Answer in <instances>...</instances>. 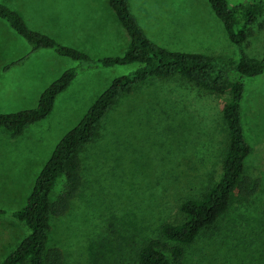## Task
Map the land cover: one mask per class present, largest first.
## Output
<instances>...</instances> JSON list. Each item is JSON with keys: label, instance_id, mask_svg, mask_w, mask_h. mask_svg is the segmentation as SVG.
I'll return each instance as SVG.
<instances>
[{"label": "rangeland", "instance_id": "374dc122", "mask_svg": "<svg viewBox=\"0 0 264 264\" xmlns=\"http://www.w3.org/2000/svg\"><path fill=\"white\" fill-rule=\"evenodd\" d=\"M109 0H3L27 25L60 43L99 58L120 55L129 38ZM262 11L245 41L253 57L264 54ZM150 40L173 51L235 57L207 0H129ZM29 46L0 22V113L36 106L40 93L75 63ZM135 65L81 72L61 93L51 114L17 139L0 129V208L21 207L59 140L83 117L116 77ZM242 121L252 152L244 175L253 193L235 191L227 213L184 250L182 264H264V77L246 79ZM225 96L204 94L179 80H150L124 96L80 155L82 184L68 212L51 219L49 245L64 264H136L137 252L163 223L181 224L180 203L219 180L227 127ZM61 189L56 184L53 196ZM28 234L10 216L0 218V261Z\"/></svg>", "mask_w": 264, "mask_h": 264}, {"label": "trees", "instance_id": "16d2710c", "mask_svg": "<svg viewBox=\"0 0 264 264\" xmlns=\"http://www.w3.org/2000/svg\"><path fill=\"white\" fill-rule=\"evenodd\" d=\"M207 2L235 46V57L161 47L148 38L131 12L129 0H109V6L129 42L120 55L96 58L31 29L19 11L0 0V21L5 22L29 46L28 53L4 66L3 72L21 65L31 54L43 50L75 63L40 93L35 107L0 113V129L12 140L34 124L44 121L51 114L57 97L70 87L81 72L136 66L127 74L113 79L79 122L59 140L38 173L24 204L10 212L0 208V218L10 216L28 230L27 236L0 264H64L61 250L49 245L50 222L68 212L80 190L82 150L97 138L103 120L118 102L150 80L179 79L204 94L225 96L221 115L227 127V139L220 161L219 180L180 203L179 211L185 217L184 222L163 223L159 234L147 240L138 250L136 264H182L185 248L191 246L202 232L214 229L227 213L232 194L236 191L239 196L247 197L253 193L244 175L245 162L252 147L243 128L242 102L244 81L264 77V54L253 57L245 47L251 26L261 13L262 6L246 1L235 5H230L229 0ZM58 181H61V189L53 196Z\"/></svg>", "mask_w": 264, "mask_h": 264}, {"label": "crops", "instance_id": "0c3cea01", "mask_svg": "<svg viewBox=\"0 0 264 264\" xmlns=\"http://www.w3.org/2000/svg\"><path fill=\"white\" fill-rule=\"evenodd\" d=\"M1 22V21H0ZM3 23V22H2Z\"/></svg>", "mask_w": 264, "mask_h": 264}]
</instances>
